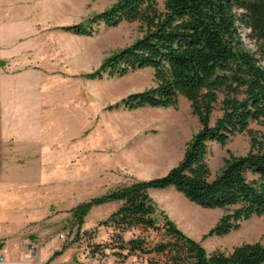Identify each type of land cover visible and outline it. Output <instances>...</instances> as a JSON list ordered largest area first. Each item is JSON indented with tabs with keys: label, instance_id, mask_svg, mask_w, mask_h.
Returning <instances> with one entry per match:
<instances>
[{
	"label": "rangeland",
	"instance_id": "rangeland-1",
	"mask_svg": "<svg viewBox=\"0 0 264 264\" xmlns=\"http://www.w3.org/2000/svg\"><path fill=\"white\" fill-rule=\"evenodd\" d=\"M114 1L0 0V240L13 246L18 239L33 242L46 264H146L139 255L122 258L112 228L100 223L118 201L93 205L79 233L71 209L133 180L164 174L200 127L183 96L176 106L107 107L131 91L153 85L150 66L121 76L84 75L132 43L144 27L139 20L122 21L87 35L60 26L84 20ZM154 1L163 9V0ZM239 30L244 44L264 65V54L249 29ZM219 107L217 103L211 122L221 113ZM249 127L264 130L256 121ZM249 145L248 131L232 135L224 144L210 141L211 175L229 153H245ZM149 193L207 250L230 251L246 241L264 243V214L243 220L227 234L204 236L222 208L201 207L173 187L150 188ZM135 233L130 229L123 236Z\"/></svg>",
	"mask_w": 264,
	"mask_h": 264
},
{
	"label": "trees",
	"instance_id": "trees-1",
	"mask_svg": "<svg viewBox=\"0 0 264 264\" xmlns=\"http://www.w3.org/2000/svg\"><path fill=\"white\" fill-rule=\"evenodd\" d=\"M163 4L159 10L154 0H115L84 20L60 26L91 35L102 25L139 20L142 34L84 75L121 76L150 66L153 85L131 91L107 107L176 106L183 96L200 122L182 157L164 174L133 180L72 207L77 233L93 205L118 201L100 223L112 228L122 258L139 255L146 264H263L260 241L242 242L230 251L207 250L157 206L149 189L173 187L201 207L222 208L204 236L227 234L243 220L264 214V130L249 127L251 121L264 126V65L257 52L244 44L239 30L247 27L264 54V0H163ZM217 103L221 113L211 122ZM243 131L249 133L248 150L229 153L211 175L209 142L224 144ZM130 229L137 233L124 238ZM152 232L160 237L154 239Z\"/></svg>",
	"mask_w": 264,
	"mask_h": 264
},
{
	"label": "built area",
	"instance_id": "built-area-1",
	"mask_svg": "<svg viewBox=\"0 0 264 264\" xmlns=\"http://www.w3.org/2000/svg\"><path fill=\"white\" fill-rule=\"evenodd\" d=\"M35 246L26 239H18L16 246L0 240V264H46L39 258ZM14 250L16 255L13 254Z\"/></svg>",
	"mask_w": 264,
	"mask_h": 264
}]
</instances>
